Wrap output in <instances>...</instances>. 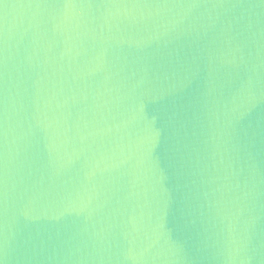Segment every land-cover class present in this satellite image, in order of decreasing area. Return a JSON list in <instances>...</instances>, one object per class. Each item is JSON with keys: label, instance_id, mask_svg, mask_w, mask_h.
Returning <instances> with one entry per match:
<instances>
[{"label": "water", "instance_id": "1", "mask_svg": "<svg viewBox=\"0 0 264 264\" xmlns=\"http://www.w3.org/2000/svg\"><path fill=\"white\" fill-rule=\"evenodd\" d=\"M0 264H264V0H0Z\"/></svg>", "mask_w": 264, "mask_h": 264}]
</instances>
